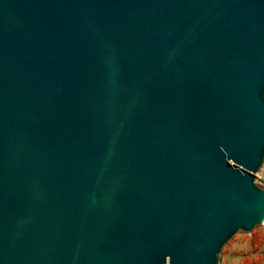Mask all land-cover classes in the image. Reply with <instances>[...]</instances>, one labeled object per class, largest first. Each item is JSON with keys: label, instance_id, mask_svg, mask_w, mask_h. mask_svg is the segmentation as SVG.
<instances>
[{"label": "water", "instance_id": "1", "mask_svg": "<svg viewBox=\"0 0 264 264\" xmlns=\"http://www.w3.org/2000/svg\"><path fill=\"white\" fill-rule=\"evenodd\" d=\"M263 166L264 0H0V264H221Z\"/></svg>", "mask_w": 264, "mask_h": 264}, {"label": "rangeland", "instance_id": "2", "mask_svg": "<svg viewBox=\"0 0 264 264\" xmlns=\"http://www.w3.org/2000/svg\"><path fill=\"white\" fill-rule=\"evenodd\" d=\"M261 174H264V166L256 174L258 185ZM221 255V264H264V229L257 227L250 234L235 235Z\"/></svg>", "mask_w": 264, "mask_h": 264}, {"label": "built area", "instance_id": "3", "mask_svg": "<svg viewBox=\"0 0 264 264\" xmlns=\"http://www.w3.org/2000/svg\"><path fill=\"white\" fill-rule=\"evenodd\" d=\"M259 185L264 186V174H261V176H258Z\"/></svg>", "mask_w": 264, "mask_h": 264}, {"label": "bare ground", "instance_id": "4", "mask_svg": "<svg viewBox=\"0 0 264 264\" xmlns=\"http://www.w3.org/2000/svg\"><path fill=\"white\" fill-rule=\"evenodd\" d=\"M262 228L264 229V225L262 226Z\"/></svg>", "mask_w": 264, "mask_h": 264}]
</instances>
